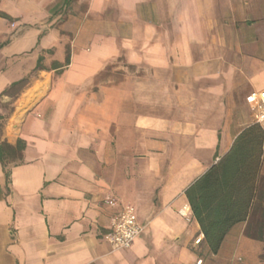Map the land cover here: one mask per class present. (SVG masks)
<instances>
[{"label":"crops","instance_id":"obj_1","mask_svg":"<svg viewBox=\"0 0 264 264\" xmlns=\"http://www.w3.org/2000/svg\"><path fill=\"white\" fill-rule=\"evenodd\" d=\"M6 1L0 264H264L247 221L212 253L186 195L254 122L264 0ZM124 204L143 230L115 250Z\"/></svg>","mask_w":264,"mask_h":264},{"label":"trees","instance_id":"obj_2","mask_svg":"<svg viewBox=\"0 0 264 264\" xmlns=\"http://www.w3.org/2000/svg\"><path fill=\"white\" fill-rule=\"evenodd\" d=\"M0 16L10 18L1 11ZM263 141L264 129L254 121L186 190L192 213L212 253L218 251L229 229L241 221H247V237L264 241V175L260 174Z\"/></svg>","mask_w":264,"mask_h":264},{"label":"built area","instance_id":"obj_3","mask_svg":"<svg viewBox=\"0 0 264 264\" xmlns=\"http://www.w3.org/2000/svg\"><path fill=\"white\" fill-rule=\"evenodd\" d=\"M251 107V113L254 121L258 123L264 122V87L252 90L248 95ZM110 205L116 202L112 199L108 200ZM143 230V226L138 222L135 208L131 204H124L113 214L108 230L104 233V239L115 250L128 248L134 238L139 236ZM201 237L194 240L195 243L200 241ZM200 263V261H198Z\"/></svg>","mask_w":264,"mask_h":264},{"label":"rangeland","instance_id":"obj_4","mask_svg":"<svg viewBox=\"0 0 264 264\" xmlns=\"http://www.w3.org/2000/svg\"><path fill=\"white\" fill-rule=\"evenodd\" d=\"M8 4H7V1L6 0H0V8L2 9V7H9V6H7ZM11 7V6H10ZM11 9V8H10ZM0 22H1V19H0ZM263 125H264V122H263ZM238 256V255H237ZM235 260H236V262H240L241 260H240V258H239V256L238 257H235Z\"/></svg>","mask_w":264,"mask_h":264}]
</instances>
